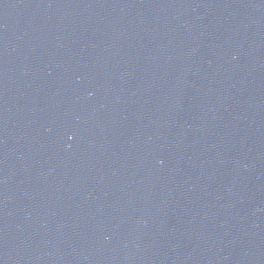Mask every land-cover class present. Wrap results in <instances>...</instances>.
I'll list each match as a JSON object with an SVG mask.
<instances>
[{"label": "water", "instance_id": "water-1", "mask_svg": "<svg viewBox=\"0 0 264 264\" xmlns=\"http://www.w3.org/2000/svg\"><path fill=\"white\" fill-rule=\"evenodd\" d=\"M0 264H264V0H0Z\"/></svg>", "mask_w": 264, "mask_h": 264}]
</instances>
